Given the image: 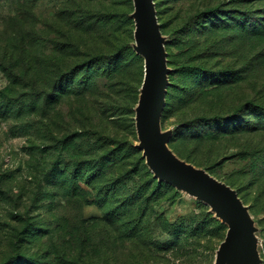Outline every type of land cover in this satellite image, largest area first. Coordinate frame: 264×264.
<instances>
[{"label": "rangeland", "instance_id": "obj_1", "mask_svg": "<svg viewBox=\"0 0 264 264\" xmlns=\"http://www.w3.org/2000/svg\"><path fill=\"white\" fill-rule=\"evenodd\" d=\"M155 1L173 70L162 120L163 130L173 131L169 145L239 192L256 219L264 264V125L233 136L210 131L218 105L230 111L248 101L264 104V40L241 39L238 22L235 31L225 25L214 42L210 11L240 18L245 10L264 8V0ZM129 10L127 0H0V61L17 60L24 41L34 65L32 85L12 92L0 71V99L4 93L35 98L20 117L4 114L0 101V264L23 256L36 264H214L226 227L206 204L168 185L145 183L140 152L134 157L139 168L108 161L104 185L125 181L99 199L93 198L98 189L87 192L80 167L85 137L77 136L70 155L64 154L65 137L82 131L87 117L100 153L125 158V144L138 142L130 107L138 100L143 63L113 61L96 81V94H72L59 106L47 95L58 60L67 72L92 57L131 49L133 26L123 19ZM255 53H263L259 79L243 72L236 81L210 83V73L247 70ZM63 157L68 180L58 172L49 177L60 164L64 170ZM15 214L21 218L13 219Z\"/></svg>", "mask_w": 264, "mask_h": 264}, {"label": "trees", "instance_id": "obj_2", "mask_svg": "<svg viewBox=\"0 0 264 264\" xmlns=\"http://www.w3.org/2000/svg\"><path fill=\"white\" fill-rule=\"evenodd\" d=\"M127 1L130 5V10L127 14L124 15L123 19H125L127 23L133 26V39H134L135 26H134V21L131 17L132 13L134 12L133 1L132 0H127ZM155 4H156V1H155ZM156 10H157V5H156ZM157 15H158V10H157ZM233 15L234 14H230L229 16L226 15V18L224 19V18H219L216 12L210 11V37H212L214 42H216L217 39H220V37L223 36V34L221 33L225 31V25L228 26V24H230L231 26H228V27H231L232 30L235 31L236 29L234 28V23L237 24L238 22H239L238 24L239 30L237 29V31L240 33L241 39L248 40V41L257 40V39L264 40V8L263 7L261 9L245 10L241 13L240 18L233 16ZM158 20H159V15H158ZM159 23L161 25L162 34L166 37L162 29V26H163L162 23L160 21ZM221 23L223 24V26L221 25ZM21 42H22V37H20V43ZM133 44H134V40L130 44V47L132 50L126 46L121 47L118 50V52H116L114 55H109L107 57L103 55L95 56L94 58L92 57L81 64L75 65L73 68H68L69 71L67 70V72H65V70L62 68L61 61L58 60V62H55L54 63L55 69L52 71V75H51V86L50 87L52 91L51 93L47 94L48 97L52 99V103L56 106H59L64 101V98L66 96L76 94V93H90L91 95L96 94L95 92L96 81L100 77H102L105 73H108L110 71L113 61H115V63L117 61H120L123 63H128L133 66L138 65L139 67H140V64L143 63V79H144V60L142 57L138 56L135 53L133 49ZM167 44H168V41L166 42V50H167ZM30 48L31 46L25 45V42L23 41L21 44V48L19 50V58L17 60H15L13 57L9 60L6 57L5 58L6 60L0 61V71L5 73V75L7 76L10 82V87L8 88V92L17 90V88H20V87L23 88L24 83L30 86L32 85V83L30 82L33 80L31 81L28 80V78H30V75L32 74L34 70V65H33V62H32V59L29 53ZM257 54L258 53L251 55L252 57L250 58V60L247 61L248 62L247 68H246L247 70H235L232 68V69L223 70V73L222 72L215 73V74L210 73V83L225 84L226 82L236 81L243 72H248V76H247L248 79H252V80L259 79V72L261 71V66L263 63L261 62L263 58V53H260V55H257ZM168 67L172 70V68L169 65V60H168ZM172 73H173V70L171 74ZM169 82H170V76H169ZM142 83H143V80H142ZM141 86L142 84L141 85L139 84L135 92V94L138 95V100H139ZM77 88H79L80 90H78ZM169 88H170V85L168 87V90ZM1 97L2 98L0 99V101L3 103L2 104L3 113L9 116H12V117L23 116L25 111L28 109V107H32L33 102H34V101L32 102L34 97H29L26 100L24 99L18 100L17 98L11 97L9 93H4ZM187 97H189L190 99H193L195 97V94L190 92V94L189 93L187 94ZM167 99H168V91L166 95V106L163 112L162 120L163 118H165L167 111L169 110V102ZM138 100L135 99L134 103L130 107L131 108L130 113L134 114V118H135V108L138 104ZM246 104L244 105L243 103H239L238 105L234 106L230 111L226 109L227 106L218 105L216 107V110H214V114H213L214 117L211 119V122L215 121L216 123L210 124V131H213V133L215 132L216 134L217 133L223 134V135L228 134V135L233 136V135L242 134L247 131H253L257 128L259 124L264 125V104L260 103L261 105L260 104L257 105L256 103L252 101L250 102L248 101V103ZM27 113H30V112H27ZM85 120L86 122L82 124L83 125L85 124L86 126H83V128L81 129L82 131H77L74 133L70 132V134L65 137L64 141H63V138L61 139V142L63 141L64 147H65L64 154L66 156L67 155L69 156L70 149L74 147L73 145L76 142V137L77 136L85 137V140H86L85 147L87 148V152L85 153V156L80 163V167L83 173V177L85 178V185L88 190L87 192L89 191L92 192L93 189H96V190L98 189L100 192V194H97L96 196L93 197L94 199L96 198L99 199V197H103L105 191L106 190L108 191L113 186V184L116 186V185H119L118 184L119 182L125 181L122 178L116 179V180L112 179L109 185L107 186L104 185V182H105L104 179L106 177V169H107L106 167L108 165V161L112 160L115 162L119 160L118 162H122L124 169L129 166L134 167V168H139L140 167L139 161L135 160L136 158L134 159L137 152L141 153V159H142L141 164H144L148 170V172H146L144 182L147 184H151V185H154L155 183H157V185L165 184V185L172 187L171 185L166 184L164 182H159L158 179L154 177V175L152 174V172L149 170V168L146 165V161L142 156V152L139 151L135 147L137 143L134 146L125 144V148H124L125 158H122L121 155H119V153L114 152V151H110V153H107L108 155H105L106 153H103V152L100 153L99 150L96 149V143L99 141V138L97 139L95 134L90 133L89 130L87 129V127H91V128L93 127L91 126L92 123H90L91 118L87 117ZM134 124H135V120H134ZM162 129H163V126H162ZM170 149L180 159L186 161L187 163L194 165L197 168L205 169L212 176H214L206 168H203L200 165H197L196 163L191 162L187 158L180 157L171 147ZM70 158L73 161L75 159L74 156H70ZM62 163H63L64 170L62 169V166L60 164V166H57L58 170L55 169L53 171V174H49V177H52V176L57 177L58 174L56 172H58L60 177L62 176L65 181L68 180V176H66L65 174V169L67 168L66 166L67 157L66 158L63 157ZM76 164L77 163H74L73 165L75 166ZM48 169L49 168L46 167L45 172H44L45 176L47 175V177H48V172H47ZM1 179H4V174L0 176V180ZM233 189L236 190L235 188ZM87 197L92 198L90 195H87ZM20 218H21L20 214L13 215V219H20ZM224 226L226 227V232H227V226L226 225ZM15 252L16 254H21L17 250ZM18 259L20 258H12L11 260L9 259L7 262H5V264H11V262L13 264L15 263L23 264L25 262H27L28 264H36V262H33L34 260H31L28 256L21 257V260H18Z\"/></svg>", "mask_w": 264, "mask_h": 264}, {"label": "water", "instance_id": "obj_3", "mask_svg": "<svg viewBox=\"0 0 264 264\" xmlns=\"http://www.w3.org/2000/svg\"><path fill=\"white\" fill-rule=\"evenodd\" d=\"M135 53L144 60V79L135 108V127L146 165L159 182L174 187L196 202L209 206L227 226L214 264H262L259 228L238 192L205 169L180 159L169 147L172 130L162 129L170 85L167 38L162 34L154 0H132Z\"/></svg>", "mask_w": 264, "mask_h": 264}]
</instances>
